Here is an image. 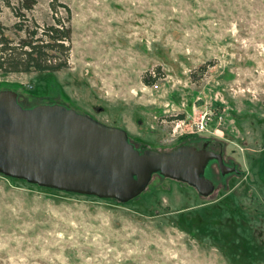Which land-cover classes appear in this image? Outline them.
I'll list each match as a JSON object with an SVG mask.
<instances>
[{
	"label": "rangeland",
	"instance_id": "obj_1",
	"mask_svg": "<svg viewBox=\"0 0 264 264\" xmlns=\"http://www.w3.org/2000/svg\"><path fill=\"white\" fill-rule=\"evenodd\" d=\"M36 1L22 25L71 10L68 68L0 71V91L122 129L140 152L209 142L234 172L209 162L205 198L154 175L125 205L0 175V264H264V0ZM16 21L2 9L15 40ZM194 107L212 111L203 134Z\"/></svg>",
	"mask_w": 264,
	"mask_h": 264
},
{
	"label": "water",
	"instance_id": "obj_2",
	"mask_svg": "<svg viewBox=\"0 0 264 264\" xmlns=\"http://www.w3.org/2000/svg\"><path fill=\"white\" fill-rule=\"evenodd\" d=\"M210 161L222 175L234 171L221 154L204 148L140 152L122 129L58 104L25 109L15 92L0 91V175L5 177L125 204L160 175L205 198L215 191L204 176Z\"/></svg>",
	"mask_w": 264,
	"mask_h": 264
},
{
	"label": "trees",
	"instance_id": "obj_3",
	"mask_svg": "<svg viewBox=\"0 0 264 264\" xmlns=\"http://www.w3.org/2000/svg\"><path fill=\"white\" fill-rule=\"evenodd\" d=\"M57 3V0L50 2L49 7L52 12L55 11ZM36 4V0H15V2L0 0V12L3 8H6L14 15L17 21L13 25V29H15L16 33L21 34L17 36V40L9 38L2 31V26H0V71L4 74H53L68 68L72 36L71 10L66 4L59 3L64 10L65 17L54 18L53 16V23L50 25L45 24L41 29H38L39 27L36 23L33 24V27L22 25L24 20H27L26 12H31ZM144 82L149 84L145 80ZM37 188L57 191L39 186ZM87 197L121 204L112 199ZM137 198L125 204H129Z\"/></svg>",
	"mask_w": 264,
	"mask_h": 264
},
{
	"label": "built area",
	"instance_id": "obj_4",
	"mask_svg": "<svg viewBox=\"0 0 264 264\" xmlns=\"http://www.w3.org/2000/svg\"><path fill=\"white\" fill-rule=\"evenodd\" d=\"M200 110L196 107L193 108V132L197 134H203L208 131L209 125L212 122V117L210 116L212 114V111L209 109V113L206 110ZM182 125V121H177V124H175V129L179 128ZM174 129V131H175ZM192 132V133H193Z\"/></svg>",
	"mask_w": 264,
	"mask_h": 264
},
{
	"label": "flooded vegetation",
	"instance_id": "obj_5",
	"mask_svg": "<svg viewBox=\"0 0 264 264\" xmlns=\"http://www.w3.org/2000/svg\"><path fill=\"white\" fill-rule=\"evenodd\" d=\"M202 148H204V149L207 150V151H212V152L215 153V151L212 150V149L210 148L209 142H205V143H203V145H202V147H201L200 149H202ZM219 154H220V153H219ZM210 162H215V161H210ZM223 162H224V160H223ZM209 164H210V163H209ZM207 167H208V165H207ZM207 167H206V168H207ZM206 168H205L204 174L207 172ZM233 172H234V171H233Z\"/></svg>",
	"mask_w": 264,
	"mask_h": 264
}]
</instances>
